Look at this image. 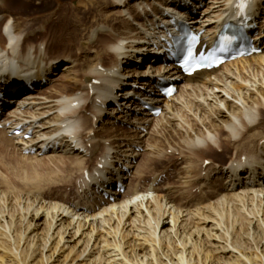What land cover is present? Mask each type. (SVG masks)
I'll list each match as a JSON object with an SVG mask.
<instances>
[{"label":"bare ground","instance_id":"obj_1","mask_svg":"<svg viewBox=\"0 0 264 264\" xmlns=\"http://www.w3.org/2000/svg\"><path fill=\"white\" fill-rule=\"evenodd\" d=\"M174 1L86 0L81 8L61 10L58 5L48 16L43 15L47 20L39 16L29 25H21L8 11L9 0H0V93L12 80L19 85L31 77L40 83L47 73L59 77L57 71L64 72L59 79L51 78L47 86H37L36 95L27 92L17 98L31 99L24 109L10 110L11 115L2 123L0 157L11 159L29 151L27 155L37 159L44 146L60 142L66 148L67 143L66 149L45 156H77L73 171L80 173L83 186L77 203L61 205L38 199L39 207L24 220V234L17 235L19 246H26L22 248V252L27 250L25 255L10 252L5 246L10 245H3L16 219L8 218L7 208L0 210V264H210L216 254L226 252L240 253L234 262L226 264H253L233 245V233L240 220L264 233V89L256 83L264 81V45L259 55L181 81L178 93L191 88L192 106L201 122L190 118L188 129H183L179 112H184L185 106L176 102L178 96L163 101L148 83L151 75L170 73L169 68H162V58L156 59L160 61L157 68L152 65L155 57L150 53L154 39L159 38L156 33L161 31L162 9ZM208 1L190 24L203 28L213 41L230 0ZM201 2L195 0V7ZM262 2L257 0L255 15L264 29ZM76 12L81 15L79 22L74 26L70 18L65 24L66 17L77 16ZM96 12L98 15H93ZM6 13L11 15L7 19ZM56 14L62 15L55 21ZM88 17L92 22L86 27ZM115 17L124 19L126 25L112 24ZM36 28L43 29L33 33ZM104 35L111 42L100 48ZM85 47L92 51L88 53ZM74 49L77 56L72 53ZM106 59H113L109 68ZM142 59L147 61H143L147 63L143 68L148 67L144 72L136 67ZM240 64L241 68L236 67ZM72 73L75 81L68 84ZM141 76L149 85L145 92L134 89ZM61 80L65 82L56 88ZM241 81L257 86L247 87ZM220 84L222 90L216 91ZM142 100L155 104V108L160 106V116L153 117L145 110ZM112 103L121 107H109ZM163 120H167L169 135L160 137L158 127ZM101 121L132 129L120 132L105 126L102 130L98 126ZM17 129L21 134L16 136ZM175 131L178 134L174 137ZM28 133L31 139L24 140ZM228 144L234 151L228 164L211 160L207 164L210 149L226 151ZM69 147L76 151L67 153ZM138 148L148 152L140 161ZM168 150L178 151L185 161L177 172L175 187L170 178L158 183L165 171L150 176L144 173L149 165L168 163L164 162L169 159ZM118 183L127 188L124 194L117 192ZM196 188L198 195L193 196ZM104 192L113 200L105 199ZM152 193L161 196L149 198ZM246 200L257 202L262 209L247 214L242 207ZM221 207L230 212L228 221Z\"/></svg>","mask_w":264,"mask_h":264},{"label":"rangeland","instance_id":"obj_2","mask_svg":"<svg viewBox=\"0 0 264 264\" xmlns=\"http://www.w3.org/2000/svg\"><path fill=\"white\" fill-rule=\"evenodd\" d=\"M212 1H214V0H212ZM85 4H86V0H9L8 11L11 13V15H13L12 17H14L18 20V22L21 25H23L25 23L27 25H29L30 23L33 22L34 19H36L39 16L40 17H42L43 15L48 16L49 11L50 10L52 11L58 5H60L58 7L62 8L61 10H68V9L73 10V9H76L77 7L78 8L83 7ZM262 7L264 8V2H262ZM77 12H76V15H77ZM4 15L6 16V19L11 16L8 13H6ZM61 15L62 14H58V15L56 14L54 17V20L55 21L58 20ZM93 15H98V12H96ZM44 16L42 18L47 20V17H44ZM80 16L81 15L71 17V15H68L65 19V15H63V17L65 19L64 23L68 25L70 22V18H72L74 20L73 25L75 26L76 22L77 21L79 22L77 17H80ZM263 18H264V11H263ZM122 21H120L119 18L115 17L114 21L112 20V24L116 23L117 26L126 25L124 23L126 21H124V19H122ZM91 22H92V18L88 17V21L85 22V23H87V25L85 23L84 24L86 25V27H89L91 25ZM80 25H82V24H80ZM68 28H72V26H69ZM80 28L83 29L84 27L82 26ZM42 29L36 28L33 33H37L38 31H40ZM68 31H71V29L67 30V32ZM103 39L104 40L99 45L100 48L105 46V42H107V43L109 41L111 42V40L106 35L103 36ZM85 51L90 53L92 50L85 47ZM72 53L75 56H77V50L74 49V51ZM112 60L113 59H108V60L106 59L105 62L108 63V67H106V68L111 67ZM62 65H63V63L60 66H62ZM128 66L130 67L132 65H128ZM241 66H242V64L237 65L236 67L241 68ZM59 69H61V67ZM154 69H156V68H154ZM62 71L58 70L57 73L60 74L59 77H61L63 75L64 72H62ZM142 71H146V69L142 68ZM71 75L72 76H70V79L66 80V78H65L66 82L68 81V84L75 81L73 79L74 74L72 73ZM247 75L250 76L249 73H247ZM55 77L56 76H54V78ZM59 77H56V78L59 79ZM144 77L145 76H141L140 79H144ZM250 78H251V76H250ZM65 80H61L60 82L58 81V83L56 84V88L61 87L63 85V82H65ZM253 80H254V78L252 77V81ZM241 83L247 87L256 85L254 83H248L245 81H241ZM256 83L258 86L262 85V87L264 89V85H263L264 81H262V82L258 81ZM222 85L223 84H220L219 85L220 88L217 89L216 91H221L223 88ZM230 88L236 89L234 86H232ZM185 89L187 92L185 90H182V94L178 93L177 94L178 98L176 97L175 100H176V102L183 104L185 106V111L179 112V121L181 122V126H180L181 128L188 129L189 119L190 118H197L200 122V114L197 115L196 114L197 111H194V106H192L193 102L191 101V99H192V97L194 98V96H192V94H191L192 92H190L191 88L185 87ZM50 90H51V88H50ZM123 90H125V87L123 88ZM184 92H185V94H184ZM195 95H196V93H195ZM184 102H185V104H184ZM87 115L89 116L90 114L88 113ZM162 122L159 123L158 132L160 133L159 134L160 137H165L166 135H169L168 132H166L167 129H169V125L167 123V120H163ZM98 126L102 130L106 126V128L111 127L114 129H118V131L120 130V132L122 131V129L128 130V131L130 129H132L131 126H127L126 124H123L120 126L117 124H114V125L113 124H106V123H104V121H101L100 124H98ZM203 129H205V128H203ZM177 134H178V132L175 131L173 134L174 137ZM223 134L226 135L225 133H223ZM209 151L207 152L208 153L207 156L209 159L208 163L211 160L212 162L218 163L219 165H226L234 156V151L232 150V147L230 144H228L226 151L224 149H219V150L218 149H210ZM137 152L142 154L138 158L139 161L143 159L144 154L148 153L147 150H144V149L138 150ZM166 155L168 156L169 159H167L164 162H168V163H159L158 162L156 164L154 163L155 165H152V166L149 165L150 167L148 166L146 172H144V173L145 174L147 173L148 176H150V175H154V172H159V173L163 174L165 171L166 173L164 174V176L162 178H160L158 183H162L167 178H170V182L172 183L171 185L173 186L174 184H176V185H174V187H175V186H178V182H179L177 172L180 170L181 167L185 166L184 165L185 161H184V159L180 158V153L178 151L173 153L172 150H168ZM0 156H1V153H0ZM217 156L222 157V159L217 158ZM10 157H12V158L9 159L6 157L5 158L6 160H2V158L0 157V173H1V176H0V193H1L0 206L2 205L0 207V210L3 211L7 208L6 209L7 212L11 213V214L7 213V215H9L8 218L12 219V220H15V219L16 220H15L14 224L12 225V230L10 232H8L9 236L11 238L7 237V240L5 243L3 242V245L9 244L10 246H8V245H5V246H7L8 248L10 247L9 248L10 252L14 250L15 252L20 254L22 252V248H25L26 246H23V243H22L21 247L19 246V239L20 238H17V235L22 236L24 234V231H25L24 230L25 229L24 220H25V218L29 212H31L34 209H37L39 207L38 201H40V200H38V199L46 200V203L51 202V200H53L54 201L53 203H59L61 205H66V204L69 205V204L77 203L76 201H78L79 196L83 192V189H82L83 186L81 184L80 173L79 172L77 173L76 170L73 171V165L78 161V160L76 161L77 156H66V157L63 156L62 157V155H60V156L47 157V156L43 155L41 157H38L37 159L35 158L36 160L34 159L33 156H29L27 154H23V155L14 154ZM31 157H33V159ZM73 161H75V162H73ZM170 161H172V163ZM172 164H174L176 166H172ZM70 167L72 169H70ZM170 182H168V183H170ZM76 187H77V189H76ZM196 190H197V188H196ZM196 190L194 192H192L193 196L198 195L197 192H199V190H197V191ZM195 192H196V194H195ZM158 195L159 194H157V193H152L149 195V198L158 197ZM159 196H161V195H159ZM75 198H76V200H75ZM69 199H71V200H69ZM153 201H152L153 205L156 206L155 200H153ZM242 204L243 205L246 204L245 206L242 205V207H244V211L246 208L247 214L250 212L255 214L260 209H262V207H260V205L255 201L246 200ZM219 210H221V212L223 211V213L227 217V218L226 217H224V218L228 221V215L230 212H228L227 208L221 207V208H219ZM233 216H235V214H233ZM248 223L249 222L245 221V220L239 221V223L237 225V227L238 226L239 227L233 233V235L235 234L237 236L236 237L234 235V238H233L234 242L232 241L233 245L235 247L239 248V250L241 252V256L243 255L247 258H250L252 260L253 264H264V243H263L264 233L262 230L255 229L254 226H251ZM249 225L251 226V228ZM14 237H15V239H14ZM121 239H122V236L118 237L117 240L119 241ZM235 242H237V243H235ZM5 246H4V248H5ZM11 248H12V250H11ZM127 251L130 252L131 249H128ZM236 253L238 255H240V253H238V252H236ZM236 253L226 252L223 254L222 253L216 254L215 260L212 262H213V264H226V263H224L226 261L234 262L235 259L237 258ZM22 254L23 255L27 254V250H24V252H22ZM130 255L134 256L133 252H130ZM261 257H262V260H261ZM212 262H210V264ZM207 263H209V261H207ZM6 264H12V263L7 262ZM248 264H250V263L248 262Z\"/></svg>","mask_w":264,"mask_h":264}]
</instances>
